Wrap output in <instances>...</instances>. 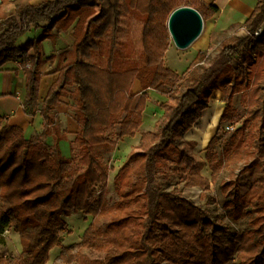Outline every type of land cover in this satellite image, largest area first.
Here are the masks:
<instances>
[{"label":"trees","instance_id":"obj_1","mask_svg":"<svg viewBox=\"0 0 264 264\" xmlns=\"http://www.w3.org/2000/svg\"><path fill=\"white\" fill-rule=\"evenodd\" d=\"M188 2L46 0L32 5L30 0H12L9 9L0 4V66L14 59L28 63L22 100L26 111L37 104L41 41L49 39L53 44L58 31L67 29L73 36L72 59L58 69L41 102L40 133L27 139L18 126L0 116V233L12 229L21 248L13 260L0 252V264H48L53 248L59 249L54 264H264V0L256 1L243 22L244 35L224 39L212 57L198 51L176 73L163 64L169 47L167 18ZM190 6L202 20L216 11L201 0H190ZM125 15L142 22L138 53L117 38ZM32 27H41L40 34L16 44ZM260 27V35L255 36ZM207 58L208 64L202 65ZM148 89L164 97L160 113L155 128L140 133L138 145L115 173L118 198L109 220L104 229L89 222L75 249L63 245L62 235L70 234L66 216L81 212L96 217L104 207L108 170L93 148L115 146L136 134ZM67 90L77 124L78 157L63 156L58 137L52 144L45 140L50 128L57 130L52 110ZM217 90L223 93V106L217 130L205 147L208 179L180 145ZM236 94L243 115L233 105ZM223 122L240 125L229 132L217 154L213 148ZM116 127L112 139L108 132ZM245 140L252 148L251 164L263 173L244 194L235 181L225 184L234 193L224 206L230 220H244L242 229L212 218L176 187L165 190L151 185L157 176H175L184 187L207 190L221 169L229 168L234 161L231 152L239 154ZM83 248L103 255L88 258Z\"/></svg>","mask_w":264,"mask_h":264},{"label":"rangeland","instance_id":"obj_2","mask_svg":"<svg viewBox=\"0 0 264 264\" xmlns=\"http://www.w3.org/2000/svg\"><path fill=\"white\" fill-rule=\"evenodd\" d=\"M190 6V0L188 2ZM141 28L142 22L136 19L133 15H125L120 20V25L118 27L117 38L120 41L129 42L134 50V53H138L140 50V38H141ZM169 36V48L166 50L164 55L163 64L167 68L173 70L176 73L182 72L198 49L199 38L191 42L186 48H177L174 44L170 43ZM218 46L209 47L206 50V54L208 57H212ZM98 60V59H97ZM209 59H205L201 64H208ZM133 90L136 92V98L140 93L139 85L136 83L133 87ZM148 101L147 106L143 111V125L138 128V131L133 137H123L121 140L116 142L115 146L110 145H98L93 148V153L99 158V160L105 165L108 170V180H107V191L104 197V207L102 212L96 217L85 216L81 212L71 214L66 216L64 220L67 223V228L70 230V234L62 235V244L63 245H71L73 249H75V243H77L80 239V236L87 226V224L93 221L97 226L104 229L105 223L109 220L112 212L113 205L117 200V188L118 182L115 179V173L117 169L121 166V164L125 161L127 154L133 148L138 145L139 135L142 131L145 130H153L155 128V120L158 118L160 113V103L163 101L164 97L154 90L148 89ZM69 90L65 92L64 99L62 100L63 104L68 107V116L74 121L73 117V105L72 101L69 98ZM223 93L220 91H215L211 94L208 101V108L205 112L209 113L210 107L213 109L218 108L221 109L223 106ZM211 105V106H210ZM234 107L243 115V106L239 102V94H236L233 98ZM205 108V109H206ZM204 111V110H203ZM205 114V112H203ZM202 115V114H201ZM58 117V115H57ZM142 117V118H143ZM59 122V121H58ZM197 122V121H196ZM209 124V122H208ZM196 127L192 133L186 132L183 136V141L180 147L192 155L195 159L196 167L199 173L208 179H210V169L208 168L207 161L205 160V147L209 141V139L215 134L218 122L211 126L210 137L208 141L203 144L202 139V131L203 128L206 127V123L202 124L200 122L195 123ZM240 125L239 122L232 124V128H230L229 123L223 122L219 128V142L214 145V151L219 154L221 146L224 144L226 137L229 132L235 131L236 127ZM63 128V124L61 122L57 123L58 133L61 132ZM201 128V129H200ZM197 129V130H196ZM77 130V124H76ZM76 130L68 135V148L73 147L72 152L69 149V155H73L78 157L79 148L74 144V136ZM117 127L113 131H109V136L114 139L115 132ZM67 133V131H65ZM69 132V131H68ZM64 133V131H63ZM245 136H242L244 139ZM239 154L231 152L233 154L234 161L229 165V168H222L216 180L211 181L209 188L207 190H202L198 187H184L183 183L178 180L177 177L172 176L168 179H162L161 177H155L153 183L154 187H158L160 189L170 190L173 187L180 189L183 197L192 200L196 205H199L209 216L214 219H221L223 222H228L232 228L234 229H242L245 227L244 220L240 218L237 221L230 220L229 208L224 206V203L232 198L234 193L233 187L225 186V184L229 181H235L239 192L244 194L249 185L259 176L262 175L263 171L261 168L254 166L251 164L253 158L252 148L249 145V141H242ZM65 146L63 145V148ZM68 151H65L67 154ZM230 170H232L230 172ZM55 249V248H53ZM50 251V258L48 264H54L58 261V253ZM0 252L4 253L10 259H16L20 256L21 248L19 244L18 234L14 232L12 229H5L0 233ZM81 252L87 256L88 258H96L101 257L103 255L102 252L89 250L86 248L81 249ZM63 264V263H58ZM70 264H76L75 262H71ZM230 264V263H228Z\"/></svg>","mask_w":264,"mask_h":264},{"label":"crops","instance_id":"obj_3","mask_svg":"<svg viewBox=\"0 0 264 264\" xmlns=\"http://www.w3.org/2000/svg\"><path fill=\"white\" fill-rule=\"evenodd\" d=\"M11 1L12 0H0V4L9 9ZM44 1L46 0H30V3L32 5H37ZM201 1L207 5H214L216 11L213 16L203 20L202 31L195 39L197 40L199 38L198 49L195 54L198 51H206L209 47L220 45L224 39L231 35H244L243 22L253 10L257 0ZM40 32L41 27H32L18 37L16 44H22L28 39L35 38ZM72 44L73 36L71 34V29L58 31L53 44L49 39L41 41V64L38 75L37 104L28 111H26L22 105V100L26 91L24 65L22 61L20 59H14L0 66V116L4 117V121L7 123L18 126L27 139L38 135L42 130L43 120L39 112L41 102L48 88L56 79L58 69L72 59ZM29 54L32 55L33 51L30 50ZM63 99L64 95L60 97V103L52 110L56 122H61L63 128L60 133H58V130L54 131L50 128V133L45 140L48 144H52L54 138L58 137V145L61 153L63 156L68 157L70 148H68L69 139L67 136L71 135V133L76 130V124L68 116V107L63 104ZM207 109L208 108L204 109L203 112ZM221 111L222 108L220 109L219 115ZM203 117L204 114L202 113L197 120L202 126L204 123L208 124L210 112L208 116L205 117L204 121L202 120ZM218 117L216 122H218ZM142 120L144 121V117ZM197 122L195 123L197 124ZM195 123L188 133H192L193 130H195ZM65 131H67V133ZM63 145L65 146L64 148ZM65 151H68L67 154H65ZM52 250L53 252H57L56 250H58V248Z\"/></svg>","mask_w":264,"mask_h":264},{"label":"water","instance_id":"obj_4","mask_svg":"<svg viewBox=\"0 0 264 264\" xmlns=\"http://www.w3.org/2000/svg\"><path fill=\"white\" fill-rule=\"evenodd\" d=\"M200 13L189 5L173 9L167 18L169 36L177 48H186L202 31Z\"/></svg>","mask_w":264,"mask_h":264},{"label":"bare ground","instance_id":"obj_5","mask_svg":"<svg viewBox=\"0 0 264 264\" xmlns=\"http://www.w3.org/2000/svg\"><path fill=\"white\" fill-rule=\"evenodd\" d=\"M170 43L171 44H174V42L172 41V39H170ZM174 46H175V44H174ZM209 112H210V118L208 120L209 124H207L206 127L203 128V131H202L203 144H205L208 141L209 137H210L211 126L216 123L217 117H218L219 112H220V109H218V108H215V109L213 108L212 109L210 107ZM208 114L209 113L205 112L204 117L202 118L203 121H204L205 117L208 116Z\"/></svg>","mask_w":264,"mask_h":264},{"label":"built area","instance_id":"obj_6","mask_svg":"<svg viewBox=\"0 0 264 264\" xmlns=\"http://www.w3.org/2000/svg\"><path fill=\"white\" fill-rule=\"evenodd\" d=\"M260 33H261V27L258 28V29L254 32V35H255V36H259ZM24 67H28V63H26V64L24 65ZM230 128H232L231 125H230Z\"/></svg>","mask_w":264,"mask_h":264}]
</instances>
